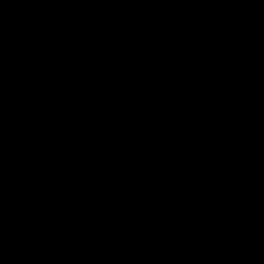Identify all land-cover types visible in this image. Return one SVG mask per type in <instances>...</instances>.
<instances>
[{"label": "water", "instance_id": "1", "mask_svg": "<svg viewBox=\"0 0 264 264\" xmlns=\"http://www.w3.org/2000/svg\"><path fill=\"white\" fill-rule=\"evenodd\" d=\"M0 264H264V0H0Z\"/></svg>", "mask_w": 264, "mask_h": 264}]
</instances>
